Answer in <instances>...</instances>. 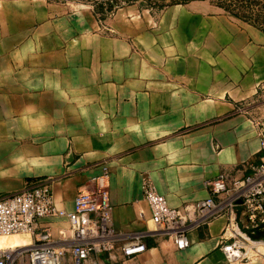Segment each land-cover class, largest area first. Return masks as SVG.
Wrapping results in <instances>:
<instances>
[{"label":"crops","instance_id":"1","mask_svg":"<svg viewBox=\"0 0 264 264\" xmlns=\"http://www.w3.org/2000/svg\"><path fill=\"white\" fill-rule=\"evenodd\" d=\"M0 98V138L10 137L12 115L20 134L35 131L31 175L50 183L58 209L72 211L107 168L116 238L148 235L144 253L128 258L119 245L85 264H264L248 250L225 252L228 215L191 230L190 248L177 250L153 233L142 190L149 179L179 208L208 198L207 182L242 180L261 163L264 31L209 0L158 14L130 4L102 18L76 0H0ZM22 172L0 168V196L27 185ZM41 227L56 246L71 244L67 219ZM255 234L238 247L264 245V223ZM31 242L1 237L0 248Z\"/></svg>","mask_w":264,"mask_h":264},{"label":"built area","instance_id":"2","mask_svg":"<svg viewBox=\"0 0 264 264\" xmlns=\"http://www.w3.org/2000/svg\"><path fill=\"white\" fill-rule=\"evenodd\" d=\"M260 141L264 153V131L260 133ZM108 175L109 170L104 168L92 182L91 190L79 192L72 211L57 208L50 183L42 179L27 183L17 193L0 196V237H32L29 245L0 248V264H85L92 256L115 252L119 245L128 258L144 253L147 233L127 241L116 238ZM206 186L210 192L208 198L173 208L154 184L144 179L142 190L155 226L153 233L172 240L176 249L182 251L191 246V230L228 215L226 232L232 234L229 237L232 243L224 250L232 259L240 258L242 248L235 238L242 231L257 229L264 223V155L261 163L253 166L252 173L244 179L230 182L226 174H222ZM230 190L234 192L231 198L218 203L217 198ZM52 218L67 219L71 232L69 246H56L49 230L41 227L43 221Z\"/></svg>","mask_w":264,"mask_h":264},{"label":"rangeland","instance_id":"3","mask_svg":"<svg viewBox=\"0 0 264 264\" xmlns=\"http://www.w3.org/2000/svg\"><path fill=\"white\" fill-rule=\"evenodd\" d=\"M27 1H35V0H27ZM37 1V0H36ZM185 0H114V4H112L108 0H76V7H83V6H91L94 8V12L99 17H104L109 12L114 11L116 8L124 7L126 5H137L141 10L144 11H150L154 14H158L162 11H164L166 8L182 4ZM213 4L219 5V6H225L228 8H231V10L224 9L228 14L235 17L236 19L241 20L242 22H245L249 25H252L256 27L257 29L264 31V0H249L248 2L243 0H209ZM239 2V3H237ZM238 5V6H237ZM237 6L238 9L235 11H232V9ZM238 15L236 17L235 15ZM2 99L0 98V102ZM30 102L33 103V100H30ZM5 117L4 115L0 114V118ZM12 119V130L10 137L5 141L0 138V168L3 166L10 167L12 175H19L20 173H23L22 171H25L24 175H26L27 178L24 179L27 183H32L37 180H40L42 178H37L35 176H32L31 174L34 171L35 163L32 160V155L34 154V139H35V131H28L26 135L20 134L18 131V126L13 125V119L18 118V116H9ZM29 119H34L33 115L27 116ZM27 126H34L33 122H28ZM21 137H25L20 138ZM7 158H9L10 162L7 163ZM19 158H27L24 162H21ZM151 228H155L153 222L151 223ZM254 230H248V231H242V233L235 238L237 243H240V241L244 240H255L258 241L259 237L257 234H255ZM254 232V233H253ZM227 236H232L231 233H228ZM262 240V243H264V239ZM254 244L247 245L241 249V252L248 253L246 250L251 252L250 254L252 256H262L264 257V249L261 253L259 250V246L264 247V245H257L254 246ZM252 246V247H251ZM252 249V250H251Z\"/></svg>","mask_w":264,"mask_h":264},{"label":"trees","instance_id":"4","mask_svg":"<svg viewBox=\"0 0 264 264\" xmlns=\"http://www.w3.org/2000/svg\"><path fill=\"white\" fill-rule=\"evenodd\" d=\"M191 1H196V0H185L182 4H187V3H189V2H191ZM241 1H243V0H241ZM245 1H249V0H245ZM237 3H239V2H237ZM176 5V4H175ZM217 6H219V5H217ZM238 6V5H237ZM237 6H235L233 9H232V11H235V10H237L238 9V7ZM219 7H221V8H226V10H231V8H228V7H225V6H219ZM236 17H238L239 18V16L236 14L235 15Z\"/></svg>","mask_w":264,"mask_h":264},{"label":"bare ground","instance_id":"5","mask_svg":"<svg viewBox=\"0 0 264 264\" xmlns=\"http://www.w3.org/2000/svg\"><path fill=\"white\" fill-rule=\"evenodd\" d=\"M15 236H19V235H15ZM15 236H11V237H15ZM1 238V237H0ZM4 238H9V237H4ZM256 246V245H255ZM20 247H22V246H20ZM252 247V246H251ZM254 247V246H253ZM3 248H18V247H3ZM259 248V250H260V253L262 252V250L264 249V247H262V246H259L258 247Z\"/></svg>","mask_w":264,"mask_h":264}]
</instances>
